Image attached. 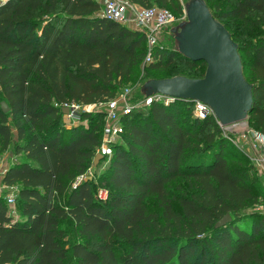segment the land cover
Here are the masks:
<instances>
[{
    "label": "trees",
    "instance_id": "trees-1",
    "mask_svg": "<svg viewBox=\"0 0 264 264\" xmlns=\"http://www.w3.org/2000/svg\"><path fill=\"white\" fill-rule=\"evenodd\" d=\"M131 1L182 11L179 0ZM207 1L229 30L234 22L244 28L230 31L254 84L250 120L264 131V0ZM101 10L99 0L0 3V87L11 107L0 105V147L11 148L12 118L15 153L24 157L4 175L19 191L13 206L0 197V264H264V214L243 212L264 202L262 181L249 159L231 157L213 114L193 115L191 100L154 101L122 116V137L99 162L110 160L100 187L107 201L92 179L74 185L101 146L105 110L67 126L63 103L105 102L143 62L159 71L180 56L159 44L145 62L147 33ZM182 61L191 71L206 65ZM226 214L232 219L218 227Z\"/></svg>",
    "mask_w": 264,
    "mask_h": 264
},
{
    "label": "water",
    "instance_id": "water-1",
    "mask_svg": "<svg viewBox=\"0 0 264 264\" xmlns=\"http://www.w3.org/2000/svg\"><path fill=\"white\" fill-rule=\"evenodd\" d=\"M186 18L175 31L177 50L193 61H205L207 68L201 77L183 74L150 78L142 83L143 96L163 93L188 100L208 103L223 125L246 120L254 105V84L247 80L239 44L231 31L217 18L206 0L187 2ZM9 112V103L2 101ZM64 113L69 111L64 107ZM104 159L97 154L94 165ZM232 219L226 214L218 221L223 226Z\"/></svg>",
    "mask_w": 264,
    "mask_h": 264
},
{
    "label": "built area",
    "instance_id": "built-area-1",
    "mask_svg": "<svg viewBox=\"0 0 264 264\" xmlns=\"http://www.w3.org/2000/svg\"><path fill=\"white\" fill-rule=\"evenodd\" d=\"M4 0H0V3ZM102 3L101 13L118 22H122L144 30L148 37V53L145 62L152 59V51L156 44L155 30L164 28L167 25L176 21V14L169 8L160 6L144 7L139 4L133 3L131 0H99ZM178 97L166 95L163 93H155L149 96H143L140 99L133 98V88L131 86L125 87L116 97L108 99L102 103L85 104L80 101L65 102L62 105L68 107L69 111L64 113V121L67 126L78 124L82 121V114L85 111L92 112V109L105 110V126L103 133V140L101 146L97 150V154L111 156L114 151V145L118 142L122 133L124 132V124L122 116L129 114L133 109L139 106L150 105L154 101H163L166 103L172 102ZM135 101H134V100ZM192 101V100H191ZM193 114L199 118H205L210 114H214L212 107L201 100L193 101ZM216 117V116H215ZM217 121L222 127H228L238 122L223 125L216 117ZM246 122V120H244ZM243 132V139L240 143L241 148L249 155L254 170L260 177L264 186V131L256 128L246 127ZM96 157V156H95ZM89 170L80 175L74 185L82 181L93 178L94 165ZM5 171H0V197L4 196L9 203L13 206L16 203L19 188L18 186H8L4 182ZM109 191L100 188L97 191V198L102 201H107ZM264 207V205L262 206Z\"/></svg>",
    "mask_w": 264,
    "mask_h": 264
},
{
    "label": "rangeland",
    "instance_id": "rangeland-1",
    "mask_svg": "<svg viewBox=\"0 0 264 264\" xmlns=\"http://www.w3.org/2000/svg\"><path fill=\"white\" fill-rule=\"evenodd\" d=\"M179 4L182 6V11L180 13H177L176 11V21L173 22L170 25L165 26L162 29L155 30L153 33L156 37V46L157 45H164L165 47L172 48L175 50L177 53H179V57H177L175 63L173 65L168 66L165 69L162 70H150V69H144L145 63L143 62L138 68L136 72L135 78L132 80V83L128 86H131L134 89L138 88L140 91V87L143 82L150 78H163V77H169V76H174V75H187V76H192V77H201L202 72L206 71L207 68V63L206 65H201L194 71H191L188 66L182 61V58H184V55L177 50V41H176V35L175 31L177 26L179 27L178 29L181 30V26L179 24L186 18V10H187V2L190 0H179ZM207 1V0H206ZM208 3V1H207ZM155 5H159V3H156ZM211 7V6H210ZM179 11V10H178ZM64 13L61 11V9H58L56 12V16H62ZM235 23V22H234ZM232 24V28L230 29L238 31L240 33H244V28H241L242 26H238L237 24ZM171 37V40H170ZM239 41V40H238ZM238 43V42H237ZM239 44V43H238ZM149 46V45H148ZM155 47V46H154ZM154 49L151 54L152 57L154 56ZM242 56V55H241ZM244 56V55H243ZM182 57V58H181ZM246 59V62L249 60L247 56H244ZM247 71V70H246ZM127 87V86H126ZM141 93V91H140ZM142 94V93H141ZM1 92V87H0V105L2 104V101H4ZM134 100V99H133ZM135 101V100H134ZM140 107V106H139ZM96 109H92V112H95ZM194 115V114H193ZM15 120L10 118V124L13 126V140L11 143V148L9 150L3 151L0 147V171L1 172H6V170L12 165L13 163L20 162L24 159L23 155H17L15 153V145L19 141L18 139V134H17V129L14 127ZM246 127L249 128H255V126L252 124L250 120V116L246 119V122L239 121L236 124H233L228 127H222L221 126V136L227 138L229 140V149L231 150V157H236V158H242L244 160L249 159L251 161L249 155L241 148L240 143L242 142L243 139V132ZM257 129V128H256ZM110 170V160L107 159L103 162H101L99 165L95 166L94 168V174H93V182H94V190L97 191L102 187L103 185H106V177L107 173ZM182 181V180H181ZM177 184H172L171 185V190L174 194H179V191L176 188ZM147 204L155 209L156 208V203L152 198H149L147 200ZM264 202H257V203H249L246 208H244L243 212L249 216H256V214H264ZM17 217H19L18 214H15ZM67 229H72L71 225L67 226ZM72 234V232H70ZM75 237L71 235L70 240H74Z\"/></svg>",
    "mask_w": 264,
    "mask_h": 264
}]
</instances>
